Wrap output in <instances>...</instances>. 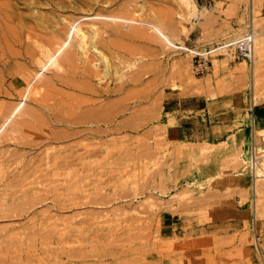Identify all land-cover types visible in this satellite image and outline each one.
I'll return each mask as SVG.
<instances>
[{
  "label": "rangeland",
  "instance_id": "obj_1",
  "mask_svg": "<svg viewBox=\"0 0 264 264\" xmlns=\"http://www.w3.org/2000/svg\"><path fill=\"white\" fill-rule=\"evenodd\" d=\"M38 1L0 0V264H264V132L252 118L264 91L253 67L230 48L198 73L193 54L147 25L200 53L247 35L251 20L264 42V0ZM105 9L137 22L109 21L115 76L94 83L111 91L99 101L107 123L74 125L89 94L66 83L83 59L60 71L38 63L63 29L52 16L82 25ZM178 117L196 131L168 142ZM242 131L247 142L230 143Z\"/></svg>",
  "mask_w": 264,
  "mask_h": 264
},
{
  "label": "bare ground",
  "instance_id": "obj_2",
  "mask_svg": "<svg viewBox=\"0 0 264 264\" xmlns=\"http://www.w3.org/2000/svg\"><path fill=\"white\" fill-rule=\"evenodd\" d=\"M40 1H41V3H39V5L46 4V0H40ZM40 1H38V2H40ZM30 2H31V0H30ZM106 3H108V2H106ZM108 4H110V2ZM9 7L12 8L10 10L13 11V13L14 12L16 13V11H15L16 7H14L12 4ZM90 8H89V10H90ZM36 9H39L38 5H36ZM105 11H106V9H105ZM101 12L100 13L99 12H97V13L96 12L88 13V14H85V15L80 17L81 19H85V21H88L87 23H84L85 26L86 25L89 26L87 28H83L82 25H84V24L80 25L78 23V20H75L74 22L70 23V22H68L69 19L68 20L65 19V18H68V17H65V18H63V20L58 22L57 17L56 16H52L54 20L53 19H51V20H53L57 25L63 26V29H59V30L56 31L57 32L56 39L53 36L55 34L51 33L52 37H54V39H55L54 40L55 41L54 44L51 42L54 45V48L49 49V50H43L41 55L44 58V60L39 61V63H38V64H40V66H42V68H43L42 70H44V69L48 70L49 68L54 67V68H56L57 71H60L64 62L68 63L69 66L71 67V66H73V64H75L74 63L75 61H79V60L83 59V61H84L83 63H84V67L85 68L82 71H80V72L76 71V68H74L75 70L74 69L73 70H74L75 78L77 79L78 76L79 77L82 76L84 81L83 82L82 81L79 82L80 81L79 79H78L79 81L78 80L76 81V79H74V80H70L69 82L66 83V85L69 88H72L74 90H79V91H81V93L83 92V93L89 94V97H87L85 99L82 98L83 99L82 101L80 100L79 107L80 108L81 107L84 108V112L79 117H76V118L72 119L73 120L72 123L74 125H81L82 126V124L83 125L85 124V126H89L87 123H90L91 126L92 125H97L99 127L100 123H104V124L107 123L105 118H102V117H104L103 114H104L105 111H108L109 107H105V106L101 105L102 103H100L99 101H100V99L102 97L108 96L109 92H111V91L103 90V89H100V88L95 89L94 88V83H95V81L103 82L105 79H109V77L111 78V76L114 75L113 72L115 71L114 69H113L114 71H112V68L114 67V65H112V63L110 62V59L107 56H105V54H104V51H106L109 48V45H110V39L109 38H110V36H113V34L115 33L112 30V29H115L114 25L112 27V25H111L112 23H109V21L110 22H117V23L118 22H126V23H136L137 22V21H132L133 18H130V17L129 18L131 20L127 19L128 17L124 16L120 12H117V13H119L117 15L113 14L114 12H112V14L109 13V12H107V13H101ZM32 14H34V12H32ZM69 18H70V16H69ZM33 20H35V19H33ZM39 23H42V22H39ZM141 24H146V23H142L141 22ZM147 25L149 26L148 28H149L150 31L152 30V32L156 33L159 36V38H161L163 40V41L161 40L162 42L165 41L168 44L167 46L170 45V46H172L174 48H178V49H181V50L185 49V50H187V52H189L191 54H194V53L195 54H202L203 56L206 57V53L207 52L206 53H200V52H197L195 50H188L184 46L175 45L173 43V41H171V39L164 34L163 28H160L159 26H157L155 24H152V23H148ZM133 28L137 29L134 26H133ZM142 29L144 31V28H142ZM117 30H119V29H117ZM47 31H48V29H47ZM54 32H55V30H54ZM121 34L125 35L124 33H121ZM75 37H77L76 40H74ZM135 38H137V37H135ZM138 38H140V37L138 36ZM234 42L235 41L230 42V43H226V44H223V45L225 47H227L230 44H233ZM111 43H113V42H111ZM53 45L51 47H53ZM113 46H115V45L113 44ZM120 47H122V46H120ZM253 47H254V56L256 58V59L254 58L255 59L254 60L255 64H253L254 66H252L253 67L252 68V76H253V80H254L253 88L257 89V92H258L257 94H260L262 92L261 91L262 89L264 91V81L262 80L263 79V73H264V42L259 40V39L255 40V35H254ZM71 48L73 49L72 51H70ZM230 48H234L235 49V56H236L237 47L236 46H231V47H227L225 49H230ZM225 49H222V50H225ZM15 51H16V49H15ZM10 52H12V50H10ZM89 52H91V54H93L97 59L95 60V59H92L91 57H89L88 56ZM13 55H15V54H13ZM207 60H208V58H207ZM100 67H103V70H99ZM242 73L244 74V71ZM112 78H114V77H112ZM67 80H69V78ZM42 83H44V82H42ZM31 84H32L31 82L28 84V90L25 91V92L28 93V96L32 92H34L36 90V88L33 87L34 85H31ZM52 85H50V86H52ZM38 86L39 85L37 84L35 87H38ZM33 94L34 93H32V95ZM5 95H9V94L6 93ZM42 102H43V100H42ZM17 111L19 112L20 109H17ZM72 111L74 112V111H76V109L73 108ZM27 113H29V111ZM74 114H72V116ZM68 118H70V117H68ZM54 123H57V122H54ZM68 125H70V124H68ZM90 131H92V130L90 129ZM72 132H74V131H72ZM92 132H94V131H92ZM51 133H53V134H51ZM51 133L50 134L52 135V137L55 140H61V139H64V138H69V136H70V134H68V132L67 133L63 132L64 134L60 133V132L59 133L51 132ZM75 134H77V133H75ZM253 134H255V133H253ZM72 137H75V136H72ZM259 137L261 139V143H260V148H258V149L261 152L262 148L264 147V133L261 134ZM247 139H248V132L247 131H242L240 134L231 135L230 143H232L233 145H238L239 146L240 144H242V145L245 144L247 142ZM93 154H95V152ZM93 154L89 153V155H93ZM259 155H261V154H259ZM261 158L263 159L262 164L264 165V154L261 156ZM255 161H256V157H255ZM258 164H260V163H255L254 167H255V165H258ZM255 179H257V178H255Z\"/></svg>",
  "mask_w": 264,
  "mask_h": 264
},
{
  "label": "crops",
  "instance_id": "obj_3",
  "mask_svg": "<svg viewBox=\"0 0 264 264\" xmlns=\"http://www.w3.org/2000/svg\"><path fill=\"white\" fill-rule=\"evenodd\" d=\"M262 11L264 13V4L262 6ZM253 105V104H252ZM176 110H172V113L179 112L180 103L176 104ZM252 118L254 125L264 132V104L260 106L252 107ZM179 116V115H178ZM193 117H187V119H182L178 117L177 124L175 126H169L166 129L165 136L168 142H185L191 139L196 131V121L192 119Z\"/></svg>",
  "mask_w": 264,
  "mask_h": 264
},
{
  "label": "built area",
  "instance_id": "obj_4",
  "mask_svg": "<svg viewBox=\"0 0 264 264\" xmlns=\"http://www.w3.org/2000/svg\"><path fill=\"white\" fill-rule=\"evenodd\" d=\"M253 43H254V33H253V22L251 20L248 34L246 36L240 37L233 44H230L227 47L236 46L237 58L253 66L255 60ZM227 47H225L224 45H221L220 47L216 46L215 49L207 51L206 57L203 56L202 54L194 53L193 58L195 59V63L197 65L196 69L198 70V73H203L209 67V62L207 58H211L213 54L218 53L222 49H225Z\"/></svg>",
  "mask_w": 264,
  "mask_h": 264
}]
</instances>
